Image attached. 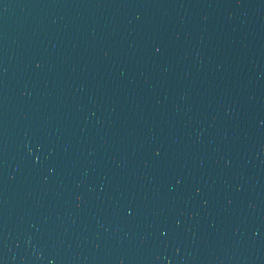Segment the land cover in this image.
<instances>
[{
  "label": "water",
  "instance_id": "1",
  "mask_svg": "<svg viewBox=\"0 0 264 264\" xmlns=\"http://www.w3.org/2000/svg\"><path fill=\"white\" fill-rule=\"evenodd\" d=\"M0 264H264V0H0Z\"/></svg>",
  "mask_w": 264,
  "mask_h": 264
}]
</instances>
